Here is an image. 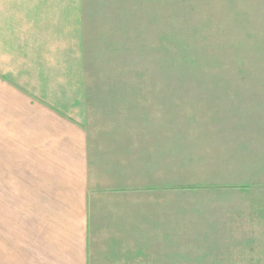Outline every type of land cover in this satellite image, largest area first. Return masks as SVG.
I'll return each instance as SVG.
<instances>
[{
	"label": "rangeland",
	"instance_id": "rangeland-1",
	"mask_svg": "<svg viewBox=\"0 0 264 264\" xmlns=\"http://www.w3.org/2000/svg\"><path fill=\"white\" fill-rule=\"evenodd\" d=\"M10 1L20 33L57 50L50 73L90 135L142 146L170 134L185 247L132 264H264V0Z\"/></svg>",
	"mask_w": 264,
	"mask_h": 264
},
{
	"label": "crops",
	"instance_id": "crops-1",
	"mask_svg": "<svg viewBox=\"0 0 264 264\" xmlns=\"http://www.w3.org/2000/svg\"><path fill=\"white\" fill-rule=\"evenodd\" d=\"M11 4L0 0V264L173 259L185 240L174 235L170 134L153 130L160 138L142 146L103 138L114 129L90 135L69 82L50 73L57 50L24 37L2 11Z\"/></svg>",
	"mask_w": 264,
	"mask_h": 264
}]
</instances>
